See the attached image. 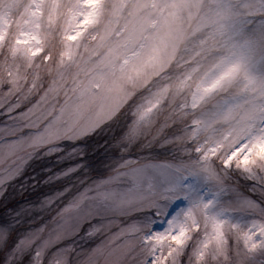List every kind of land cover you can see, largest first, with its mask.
Returning a JSON list of instances; mask_svg holds the SVG:
<instances>
[{"label":"snow or ice","instance_id":"1","mask_svg":"<svg viewBox=\"0 0 264 264\" xmlns=\"http://www.w3.org/2000/svg\"><path fill=\"white\" fill-rule=\"evenodd\" d=\"M0 201V264H264V0H0Z\"/></svg>","mask_w":264,"mask_h":264},{"label":"rangeland","instance_id":"2","mask_svg":"<svg viewBox=\"0 0 264 264\" xmlns=\"http://www.w3.org/2000/svg\"><path fill=\"white\" fill-rule=\"evenodd\" d=\"M40 191H46V189H43L42 186H38L36 189V192H33V189L31 187L26 186L24 189L17 188L16 190L11 191V198L6 203L7 205H10V206L11 205L16 206L17 208L15 210L19 211L20 205L24 204L25 206H27V203L31 201L32 199H34L37 192H40ZM245 191H247V189H245ZM253 199L259 201L261 200V197L257 193L256 195L253 196ZM6 203L0 201V213H2L5 210ZM119 264H134V262L131 260H123V261H120ZM209 264H213V262L210 261Z\"/></svg>","mask_w":264,"mask_h":264}]
</instances>
